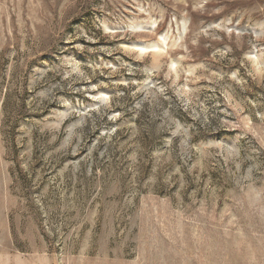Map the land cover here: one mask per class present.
<instances>
[{"label": "rangeland", "instance_id": "obj_1", "mask_svg": "<svg viewBox=\"0 0 264 264\" xmlns=\"http://www.w3.org/2000/svg\"><path fill=\"white\" fill-rule=\"evenodd\" d=\"M0 264H264V0H0Z\"/></svg>", "mask_w": 264, "mask_h": 264}]
</instances>
